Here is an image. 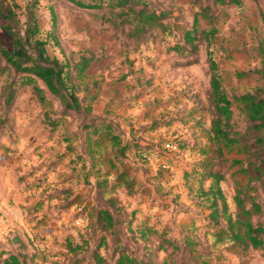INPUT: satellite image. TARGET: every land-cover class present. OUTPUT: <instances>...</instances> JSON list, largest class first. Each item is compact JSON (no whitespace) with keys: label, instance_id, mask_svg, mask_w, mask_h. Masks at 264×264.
Returning a JSON list of instances; mask_svg holds the SVG:
<instances>
[{"label":"rangeland","instance_id":"rangeland-1","mask_svg":"<svg viewBox=\"0 0 264 264\" xmlns=\"http://www.w3.org/2000/svg\"><path fill=\"white\" fill-rule=\"evenodd\" d=\"M74 1L0 0V45L11 50L14 39L36 25L35 38L46 42L48 54L69 63L83 103L79 111H65L37 80L45 90L41 104L25 76L0 56V247L12 248L9 241L19 235L58 253L72 236L74 243H87L53 261L93 264L103 233L88 228L91 219L82 206L67 209L71 192L79 194L76 203H89L91 218L94 209L116 201L126 224L121 243L107 234V246L96 251L107 264L123 250L152 264L167 258L169 264L190 262L192 250L199 264H264V250L242 253L215 242L210 202L202 196L212 181L207 171H220L230 210L241 211L234 197L248 177L233 162L247 163L248 156L215 153L208 53L230 96L263 97L264 0H131L124 8L106 2L95 9L78 5L93 0ZM131 7L155 18L138 26ZM188 32L196 37L192 43ZM82 57L91 62L80 76ZM234 121L237 130L247 126L237 109ZM108 125L120 146H127L122 154L105 137ZM96 139H102L100 147ZM241 142L251 152L257 149L250 134ZM124 170L133 183L129 190L115 186ZM252 220L264 225V216Z\"/></svg>","mask_w":264,"mask_h":264},{"label":"trees","instance_id":"trees-1","mask_svg":"<svg viewBox=\"0 0 264 264\" xmlns=\"http://www.w3.org/2000/svg\"><path fill=\"white\" fill-rule=\"evenodd\" d=\"M75 2L74 0H70ZM94 4L78 3L80 7L88 9L99 8L108 2L112 7L124 8L131 0H93ZM238 3V0H220V3ZM135 15L134 20L138 26H145L146 21L155 18V15L147 13L145 10L136 11L133 7L129 9ZM11 14V11H10ZM9 34H13L10 27H5ZM38 29L36 25L28 26L24 35L14 39V45L11 50H7L0 45V56L6 64L13 69L17 74H22L25 77L24 83L33 87L36 96L41 104H45L46 96L44 89L37 85V80L42 82L43 86L50 94L59 99L65 111H79L82 108V99H80L75 87L71 84L69 63L62 62L55 57H51L46 49V42L35 38ZM187 40L194 42L195 36L188 32ZM208 61L211 71V93L209 96L210 106L213 110V119L211 123V141L216 146L215 153L224 156V151L237 150L238 153H244L248 156L247 163L243 160H236L233 165L241 166L239 172L248 177V183L236 190L234 197L237 208L241 211L232 212L227 203V199L222 191L220 183L225 180V176L220 171H207V178L211 179V185L208 190L202 191V196L210 202L209 215L210 222L216 229L215 242L230 244L232 248H237L242 253L249 250L259 251L264 250V225L254 223L253 217L264 216V96H259L255 93H245L242 95H229L222 86V80L218 72V65L212 58L211 53H208ZM91 59L82 57L78 63L80 76L87 68ZM9 98H12V94ZM95 97H92L93 101ZM87 111L91 109L90 105L85 108ZM237 109L243 116V121L247 124L241 130H237V122L234 121V110ZM107 133L105 137L111 142L112 148L118 147L117 152L122 154L127 146H120L121 140L117 135L110 133L111 127H106ZM99 130L95 129L93 135L97 136ZM250 134L253 136V144L256 150L250 151L248 147L242 146V139ZM98 147L102 144V139H96ZM245 148V149H244ZM119 150V151H118ZM259 184L252 185L253 182ZM106 182V181H104ZM103 182V184H104ZM124 182V183H123ZM132 181H128L127 171L120 172L116 177L115 186L126 187L128 190L132 186ZM98 187L101 185L98 184ZM257 196L251 195L252 192H259ZM129 191L128 193H130ZM67 197L72 194L71 201L67 204V209L72 206H82V212L87 215L90 220L88 228L100 230L103 235L99 245L93 252V264H107L106 258L96 251L101 246H107L106 235L115 237L117 244L120 241V231L122 226L126 224L125 220L119 215V209L116 207V201L109 199L108 207H99L94 209V217H90L89 203L76 200L78 195H73L71 192H66ZM261 198V199H260ZM77 204V205H76ZM89 214V216H88ZM85 218V217H84ZM223 223L221 224V221ZM12 248L0 247V264H61L56 260L62 256L76 254L82 249L86 241L81 244L74 243L73 237L68 236L63 239L61 251L52 253L54 250L50 247H43L25 243L19 236L15 235L9 241ZM192 243L186 237V244ZM10 247V246H9ZM162 247L160 246L159 249ZM55 252V251H54ZM194 250L190 252L191 261L181 264H199L198 254L193 255ZM169 257V256H168ZM76 260L73 264H77ZM202 264H209L208 260L201 261ZM114 264H152L144 256L135 255L123 250L117 257ZM163 264H169L168 258ZM176 264V263H172Z\"/></svg>","mask_w":264,"mask_h":264}]
</instances>
